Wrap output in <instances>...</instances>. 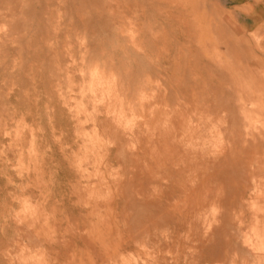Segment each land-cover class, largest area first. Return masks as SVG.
Instances as JSON below:
<instances>
[{"label": "rangeland", "instance_id": "obj_1", "mask_svg": "<svg viewBox=\"0 0 264 264\" xmlns=\"http://www.w3.org/2000/svg\"><path fill=\"white\" fill-rule=\"evenodd\" d=\"M264 0H0V264H254Z\"/></svg>", "mask_w": 264, "mask_h": 264}, {"label": "crops", "instance_id": "obj_2", "mask_svg": "<svg viewBox=\"0 0 264 264\" xmlns=\"http://www.w3.org/2000/svg\"><path fill=\"white\" fill-rule=\"evenodd\" d=\"M255 256L254 264H264V251H256V253L251 254Z\"/></svg>", "mask_w": 264, "mask_h": 264}]
</instances>
